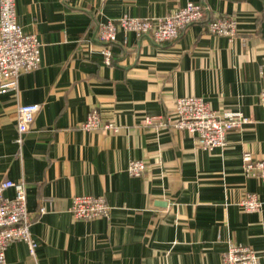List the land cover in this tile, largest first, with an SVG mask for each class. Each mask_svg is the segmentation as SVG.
<instances>
[{
  "label": "crops",
  "instance_id": "obj_1",
  "mask_svg": "<svg viewBox=\"0 0 264 264\" xmlns=\"http://www.w3.org/2000/svg\"><path fill=\"white\" fill-rule=\"evenodd\" d=\"M189 1L207 6L204 21L166 42L119 26L106 62L102 23L170 15ZM17 9L42 42V63L20 75L18 91L0 93V182L26 183L37 247L32 255L13 241L3 264H224L230 242L252 246L264 264V206L240 205L248 192L264 201V181L247 177L243 161L247 151L264 158V0H17ZM222 17L237 20L232 41L208 31ZM188 95L252 121L213 150L187 130L145 123L174 116ZM26 103L41 109L19 144ZM94 109L119 130H85ZM133 159L146 162L144 175L129 173ZM79 195L105 196L110 217H74Z\"/></svg>",
  "mask_w": 264,
  "mask_h": 264
},
{
  "label": "built area",
  "instance_id": "obj_2",
  "mask_svg": "<svg viewBox=\"0 0 264 264\" xmlns=\"http://www.w3.org/2000/svg\"><path fill=\"white\" fill-rule=\"evenodd\" d=\"M207 6L193 1L170 15L143 18L140 16H122L117 20H109L98 28L100 40L104 43L105 60H112L110 44L116 41L119 26L126 32H134L139 37H151L156 42L176 39L180 30L188 24L204 19ZM237 20L222 17L209 21L208 31L225 36L232 41L237 35ZM42 63V42L35 33L25 32L18 21L17 0H0V93L18 91L19 77L22 73L33 71ZM260 104L264 108V90L259 95ZM41 109L39 103L20 104L17 112L18 138L22 144L24 134L30 129L37 113ZM252 118L243 112L227 110L218 113L211 108L202 97L195 95L177 99L174 116L169 114L148 115L145 123L159 128L173 127L187 130L196 138L197 144L204 149L213 150L225 147L227 136L233 129H241L250 123ZM82 127L85 130L118 131L119 126L113 122H103L97 109L92 110ZM244 173L264 181V158H255L250 152H244ZM146 162L133 159L128 164V171L133 176H142L146 172ZM13 188L14 197H8L4 191ZM240 205L248 212L261 211L264 201L255 193L248 192L240 201ZM111 206L105 196H74L70 212L76 218L93 219L110 217ZM45 208H41V213ZM33 216L27 207L26 183L23 180L5 179L0 182V264L6 261V251L13 241H23L35 254L37 241L31 226ZM259 256L252 246L230 242L223 255L224 264H258Z\"/></svg>",
  "mask_w": 264,
  "mask_h": 264
},
{
  "label": "trees",
  "instance_id": "obj_3",
  "mask_svg": "<svg viewBox=\"0 0 264 264\" xmlns=\"http://www.w3.org/2000/svg\"><path fill=\"white\" fill-rule=\"evenodd\" d=\"M206 12V11H205ZM205 20V15H204V19L202 20V21H204Z\"/></svg>",
  "mask_w": 264,
  "mask_h": 264
}]
</instances>
